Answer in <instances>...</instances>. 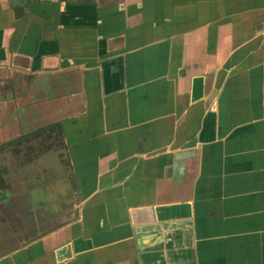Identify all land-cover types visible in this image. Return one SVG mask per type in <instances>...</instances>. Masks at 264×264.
<instances>
[{
  "label": "crops",
  "instance_id": "obj_1",
  "mask_svg": "<svg viewBox=\"0 0 264 264\" xmlns=\"http://www.w3.org/2000/svg\"><path fill=\"white\" fill-rule=\"evenodd\" d=\"M0 264H264V0H0Z\"/></svg>",
  "mask_w": 264,
  "mask_h": 264
}]
</instances>
